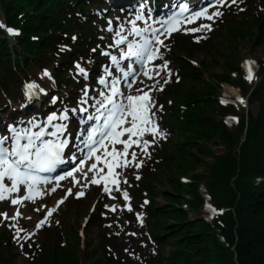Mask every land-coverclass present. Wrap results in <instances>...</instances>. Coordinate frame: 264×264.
Listing matches in <instances>:
<instances>
[{
	"label": "snow or ice",
	"instance_id": "6c2138e0",
	"mask_svg": "<svg viewBox=\"0 0 264 264\" xmlns=\"http://www.w3.org/2000/svg\"><path fill=\"white\" fill-rule=\"evenodd\" d=\"M240 3L243 0H204L198 8H190L184 0H177L166 15L157 17L148 0H140L130 9H119L121 15L108 17L104 15L107 9L95 12L104 20L102 31L111 34L110 43L103 48L98 44L89 50L99 51V55L107 59V63L100 65L96 86L90 87L85 82L80 95L71 104L59 96H50V104H61L59 112L52 111L43 121L35 117L14 121L6 125L7 133L0 135V224L8 230L9 239L17 249L22 251L25 245L31 249L38 231L51 224L53 214L68 196L84 197V189L89 185L101 187L110 200L122 198L123 204L104 205L110 212L118 209L134 212L132 197L127 188L122 187L129 184L128 171L143 168L144 157L152 158L150 149L169 135L162 127L165 106L160 105L154 95L166 91L169 84L178 82L173 77L180 76L172 69V61L167 59L166 54L172 49L166 41L177 32L192 34L197 43L207 39L200 33L213 31L215 22L224 16V9ZM239 10L244 11L243 8ZM0 29L11 36L21 34L19 29L2 22ZM71 39L75 41L76 36ZM99 39L103 40V36ZM65 49L67 45L59 46L61 52ZM245 68L249 83L260 79L258 61L248 59ZM73 71L87 81L89 71L79 61H73ZM42 77L51 80L52 74L44 69ZM24 95L26 102H32L42 95L48 96V92L32 81L24 85ZM230 95L236 99H230ZM222 103L247 107L246 99L236 89L226 93ZM73 121L77 124L75 133L71 130ZM229 122L238 124L240 118L232 116ZM73 139L77 143L74 144ZM61 165H68V170L51 175ZM136 179L140 180L141 176L136 175ZM65 180L72 186L65 188L61 183ZM76 186L79 187L74 190ZM61 188L65 195L54 205L39 202ZM28 202L38 204L33 212H43L31 229L18 223V218L31 219L22 211ZM207 207L212 213L218 211L212 204ZM135 215L143 226L144 217L139 212ZM22 254L31 255L29 252Z\"/></svg>",
	"mask_w": 264,
	"mask_h": 264
},
{
	"label": "trees",
	"instance_id": "16d2710c",
	"mask_svg": "<svg viewBox=\"0 0 264 264\" xmlns=\"http://www.w3.org/2000/svg\"><path fill=\"white\" fill-rule=\"evenodd\" d=\"M259 120L253 127L259 126L255 129L254 134H252L250 140V147H245L242 149L243 158L240 160V173L238 178L241 175V170L250 171L252 167V159L257 155L259 159L260 152L264 149V120ZM208 134L210 133V129H207ZM200 149V148H199ZM200 152V150H199ZM211 156V155H210ZM228 157L231 160L229 172L224 179L225 181L221 182L217 179L216 176L215 189H221L223 195L217 194V198L220 204L227 206L229 208V212L225 215V223L226 227L223 229V233L226 236L227 240L230 242H234L233 234H232V226L235 221L232 219L231 211L234 201H235V193L227 184V179L236 172V169L239 165V162L236 161L234 157H232L231 153H228ZM255 158L254 161L264 164L260 159ZM190 160L193 164H197V159L192 158ZM250 161L251 164L248 167L243 166L244 161ZM190 162V164H191ZM213 173V172H212ZM245 173L243 172V178H245ZM250 173H253L250 172ZM244 180H241L237 183V190L240 191L242 187V197L238 202V205L235 208V212L237 213V218L239 221L238 226V253L239 260L242 257L241 264H262L264 258V192L261 195H257V193L262 192L263 189H255L256 186H252L250 184H244ZM189 229L196 230L201 232L202 235H195L194 238H198L199 241L192 242L191 249L196 251H203L206 247L204 246L206 241L211 235V231L213 227L210 224H207L205 221L201 220L199 223L190 224ZM191 239L193 237H190ZM221 257L226 259L222 253Z\"/></svg>",
	"mask_w": 264,
	"mask_h": 264
},
{
	"label": "rangeland",
	"instance_id": "374dc122",
	"mask_svg": "<svg viewBox=\"0 0 264 264\" xmlns=\"http://www.w3.org/2000/svg\"><path fill=\"white\" fill-rule=\"evenodd\" d=\"M231 22H233V20H231ZM250 36L252 35H249L243 39H239L238 41L233 42V45L227 47V48L234 47L236 48L235 50H237V52H232L228 54V52L226 51L228 49L226 50L224 49L222 50L223 54L218 55V53H214V54L211 53L210 57L207 54H204L198 51L195 52L196 54L195 60L198 63H200V67L201 66L203 67L204 76L209 75V77L211 78V76L214 77L219 74H222L223 70L225 69V65L227 63L231 62L232 60L239 61L240 59L248 55L257 57L258 59L259 58L264 59V41H261L258 38L253 40L252 38H250ZM257 110H258L257 105L252 106L253 112H256ZM198 143H199L198 145H202V146L208 144L205 141L198 142ZM190 152L191 154H195V158L197 157L200 159V161L195 165L196 170L200 171L203 168V164H204L203 161H204L205 155L197 154L196 152H198V150L196 152L191 150ZM176 168L180 170L177 161L171 164L168 163L167 166L165 167V171L167 172L168 176L172 177L175 174L174 172ZM169 187L170 186L167 185L165 187V190L170 191L171 188L169 189ZM91 200L90 201L84 200V201H78V202H69L67 204V206L63 209V211H61V219L66 218L68 222L67 225H65L66 229L71 230L72 228L74 229L79 228L82 217L86 215L87 208ZM158 201H159V205H162V201L159 199ZM100 222L101 221H99L98 225H95V222L93 221L91 225L89 226L87 230L88 234L86 235L89 241H91L92 239H95V235L98 230H102L101 229L102 226ZM110 225L111 227L109 226L108 227L111 229L112 234L116 235V233L119 232V235H116L117 238H116L115 243L112 245L115 251L118 253L117 256L125 258V260L121 259V261H123L122 264H131L132 262L131 259H135L136 256L138 255L139 248H138L137 239H136L137 236L130 235V233L127 230V227H125L122 223H120L117 220L110 221ZM51 241L55 243L57 242L61 243L64 241V236L60 235V239L51 238ZM43 243L44 242H42L41 244ZM125 249H127L128 251L126 252ZM93 251H94L93 246L88 247V243H85V244L83 243L81 254H83L84 252L85 253L87 252L88 254H92ZM129 253H132V255H130ZM166 253H167V250L163 252V254H166ZM16 256H17V253H16ZM153 257H154L153 255L149 254L148 260L152 261V259H154ZM9 260H10V264H23L22 263L23 260L21 256H17L16 259L10 257ZM84 263L88 264V262L85 259H84Z\"/></svg>",
	"mask_w": 264,
	"mask_h": 264
},
{
	"label": "bare ground",
	"instance_id": "6f19581e",
	"mask_svg": "<svg viewBox=\"0 0 264 264\" xmlns=\"http://www.w3.org/2000/svg\"><path fill=\"white\" fill-rule=\"evenodd\" d=\"M185 1V0H184ZM111 2V0H108V4ZM230 41H231V39H230ZM9 101H10V103H14V98H9ZM40 101H44V99H42V100H40ZM24 103H27V104H31V105H33V107H31L32 109H33V111L35 112L36 111V107H38L39 106V104H36L35 103V101H32V102H26V100H25V98H21V100H20V102H17L16 101V104L17 105H22V104H24ZM16 105V106H17ZM21 114V113H20ZM2 116L4 117V115L2 114ZM2 116L0 117V122H2L3 121V119H2ZM2 119V120H1ZM3 124H4V122H3ZM6 126L4 127V129H3V125H2V123H0V134H4V132L6 131ZM3 132V133H2ZM74 199H75V197H74Z\"/></svg>",
	"mask_w": 264,
	"mask_h": 264
}]
</instances>
